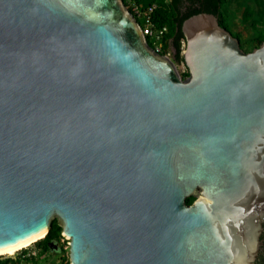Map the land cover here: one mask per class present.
<instances>
[{"label":"water","instance_id":"water-1","mask_svg":"<svg viewBox=\"0 0 264 264\" xmlns=\"http://www.w3.org/2000/svg\"><path fill=\"white\" fill-rule=\"evenodd\" d=\"M181 30L185 78L123 0H0V250L56 218L69 264H252L264 40Z\"/></svg>","mask_w":264,"mask_h":264},{"label":"trees","instance_id":"trees-1","mask_svg":"<svg viewBox=\"0 0 264 264\" xmlns=\"http://www.w3.org/2000/svg\"><path fill=\"white\" fill-rule=\"evenodd\" d=\"M126 3V0H124ZM142 8L154 5V8L150 15V20L154 26L158 28H166V32L162 37V49L165 52H170L173 61L176 64H184L182 56V48L184 44V36L181 30V24L187 17L199 13L207 12L213 13L218 18V23L228 29V26L222 19L221 9L224 0H134ZM129 9L128 4L126 3ZM252 27L256 31L254 36V47L259 45L264 40V19L261 20V25L252 23ZM229 30V29H228ZM237 38L238 35L234 34ZM148 44L152 46L151 42L147 40ZM185 66V64H184ZM187 69V67L185 66ZM188 72V70H187ZM186 76V75H183ZM194 197L190 196L186 198V202L189 204L193 201ZM62 227L60 222L53 218L50 222L47 233L40 239L34 241L32 244L35 248L40 249V254L31 255L27 254V248H20L17 251V255L12 258L10 256L2 258L0 256V264H46V261H50L53 258L54 251L51 250L50 244L56 243L59 246L60 255L58 256V264L68 263V256L64 253L68 252V246L63 248L62 244L67 240L61 241L63 236L61 235ZM263 246L261 249L262 261L258 264H264V233L261 235ZM42 255V256H41Z\"/></svg>","mask_w":264,"mask_h":264},{"label":"rangeland","instance_id":"rangeland-1","mask_svg":"<svg viewBox=\"0 0 264 264\" xmlns=\"http://www.w3.org/2000/svg\"><path fill=\"white\" fill-rule=\"evenodd\" d=\"M221 16L232 34L238 35V42H240L241 48H243L245 51H249L254 47V36L256 35V31L252 27V23H256L258 26H260L261 20L264 19V0H224L221 9ZM170 58L172 57L170 56ZM174 64L179 74L183 78L188 76V72L184 64H176L175 62ZM64 240L67 239L63 237L61 241ZM33 242L34 241L21 248H27L26 255L31 254L39 256L38 254H40L41 250L35 248V246L32 244ZM50 246L51 250L54 251V255L50 261H46V264H58V256L60 255L59 246H57L56 243H52ZM62 246L64 249H66L67 242L64 241ZM19 249L15 250V252L11 255L1 254L0 256L2 258L7 256L14 258L18 254L17 251ZM64 254L68 256L67 251ZM65 262L63 264H69V260L68 263Z\"/></svg>","mask_w":264,"mask_h":264},{"label":"built area","instance_id":"built-area-1","mask_svg":"<svg viewBox=\"0 0 264 264\" xmlns=\"http://www.w3.org/2000/svg\"><path fill=\"white\" fill-rule=\"evenodd\" d=\"M124 4L126 3L129 6V11L131 15L136 19L138 24L140 25L141 32L143 36L145 37V40L151 42L152 46H150L147 42V44L156 52L161 54L160 52H163L162 49V37L166 32V28H158L154 26V24L150 20L151 12L154 8V5L142 8L139 4H137L134 0H123ZM166 57H170V52H165L164 54H161Z\"/></svg>","mask_w":264,"mask_h":264},{"label":"bare ground","instance_id":"bare-ground-1","mask_svg":"<svg viewBox=\"0 0 264 264\" xmlns=\"http://www.w3.org/2000/svg\"><path fill=\"white\" fill-rule=\"evenodd\" d=\"M45 234V230H43L42 232L26 239V240H23L21 242H18V243H15V244H11V246H8V247H5L3 249L0 250V254H8V255H11L15 252V250L21 248V247H24V246H27L29 243H31L32 241L38 239V238H41L43 237Z\"/></svg>","mask_w":264,"mask_h":264},{"label":"flooded vegetation","instance_id":"flooded-vegetation-1","mask_svg":"<svg viewBox=\"0 0 264 264\" xmlns=\"http://www.w3.org/2000/svg\"><path fill=\"white\" fill-rule=\"evenodd\" d=\"M194 197V196H193ZM195 198V197H194ZM262 233H264V230H263V232ZM262 249V248H261ZM261 249L258 251V255L256 256V258H255V260L252 262V264H258V263H260L261 261H262V259H263V257L261 256Z\"/></svg>","mask_w":264,"mask_h":264}]
</instances>
